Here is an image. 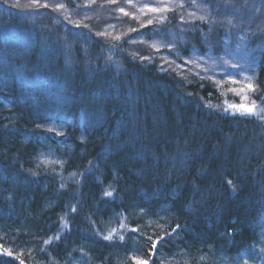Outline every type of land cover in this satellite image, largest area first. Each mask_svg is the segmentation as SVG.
I'll list each match as a JSON object with an SVG mask.
<instances>
[{
	"label": "trees",
	"instance_id": "1",
	"mask_svg": "<svg viewBox=\"0 0 264 264\" xmlns=\"http://www.w3.org/2000/svg\"><path fill=\"white\" fill-rule=\"evenodd\" d=\"M63 2L0 0V264H264V0Z\"/></svg>",
	"mask_w": 264,
	"mask_h": 264
},
{
	"label": "rangeland",
	"instance_id": "2",
	"mask_svg": "<svg viewBox=\"0 0 264 264\" xmlns=\"http://www.w3.org/2000/svg\"><path fill=\"white\" fill-rule=\"evenodd\" d=\"M89 1L92 2V0ZM196 1L197 0H122L115 14L117 17L128 15L130 17L136 18L140 22L145 21V23H150L153 20L159 19L160 17L163 19V14L170 12V10L176 9L179 13H184L191 16L192 20L204 18V13L202 10L203 8ZM48 3L54 6L52 8L54 13L57 11L56 6L64 5L63 0H48ZM152 9L157 10L153 11ZM86 17L89 18V15H75L71 20L72 23L76 25L84 22ZM110 27H112V25ZM183 60L188 65H193L194 68L200 71V73H209L212 77H216V74L221 72L220 69L212 67L214 60L210 58V55L198 56L196 52H193L192 56ZM237 61H239V57L234 52L229 53L227 58L224 60L226 64L232 65L234 67H238L236 64ZM237 74L234 71H231L227 77L231 82L240 83L241 86L239 87V90L235 92V94H240V99L244 101L248 99L250 94V90H246V80H244V74L248 75V73L246 71H238ZM247 106L253 108L252 113H248L246 111L248 108ZM242 113L247 117L250 115L257 116L262 122H264V101L260 103H253V100H251L245 106V108H242Z\"/></svg>",
	"mask_w": 264,
	"mask_h": 264
},
{
	"label": "bare ground",
	"instance_id": "3",
	"mask_svg": "<svg viewBox=\"0 0 264 264\" xmlns=\"http://www.w3.org/2000/svg\"><path fill=\"white\" fill-rule=\"evenodd\" d=\"M251 186H252V184H251ZM247 191H248V194L245 193L247 199L249 198L250 200H253L255 198V193L253 192V189L251 187H247ZM249 199H248V201H250ZM249 207H250L249 208L250 212L253 213L251 215V217L255 216V219L257 220V222L259 224H264V213H261V214L256 216V212L258 211V206L254 200L250 203Z\"/></svg>",
	"mask_w": 264,
	"mask_h": 264
},
{
	"label": "snow or ice",
	"instance_id": "4",
	"mask_svg": "<svg viewBox=\"0 0 264 264\" xmlns=\"http://www.w3.org/2000/svg\"><path fill=\"white\" fill-rule=\"evenodd\" d=\"M153 11H156L157 9H152ZM241 107H244L243 105L241 106ZM246 111L248 112V113H252V111H253V108L252 107H248L247 109H246ZM105 195H111V193H105ZM110 237H105V239H109ZM121 239H123V237H121ZM163 240V237H160V238H158L157 240H155V241H153L152 242V247L153 248H156L157 247V244L159 243V242H161ZM9 254H11V253H9ZM135 259V261H136V264H147V261H142V260H140L139 258H134ZM21 264H22V262H21Z\"/></svg>",
	"mask_w": 264,
	"mask_h": 264
}]
</instances>
